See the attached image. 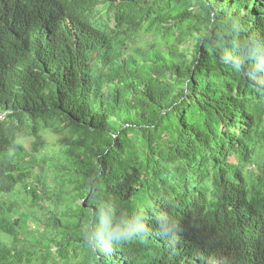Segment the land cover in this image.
<instances>
[{"label": "trees", "instance_id": "1", "mask_svg": "<svg viewBox=\"0 0 264 264\" xmlns=\"http://www.w3.org/2000/svg\"><path fill=\"white\" fill-rule=\"evenodd\" d=\"M0 233V264H264V0H0Z\"/></svg>", "mask_w": 264, "mask_h": 264}, {"label": "rangeland", "instance_id": "2", "mask_svg": "<svg viewBox=\"0 0 264 264\" xmlns=\"http://www.w3.org/2000/svg\"><path fill=\"white\" fill-rule=\"evenodd\" d=\"M60 136V134H49L48 136H47V141H48V143L50 144V145H52L54 142H56V140H58L57 138ZM25 146L29 149V147H30V141L28 140H26V142H25ZM36 170L38 169V166H36V168H35ZM33 226H35V224H33V223H30V227L31 228H33ZM1 234V233H0Z\"/></svg>", "mask_w": 264, "mask_h": 264}]
</instances>
